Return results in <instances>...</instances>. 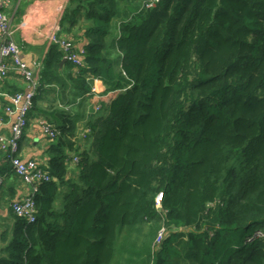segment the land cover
Listing matches in <instances>:
<instances>
[{
    "label": "trees",
    "instance_id": "trees-1",
    "mask_svg": "<svg viewBox=\"0 0 264 264\" xmlns=\"http://www.w3.org/2000/svg\"><path fill=\"white\" fill-rule=\"evenodd\" d=\"M59 30L86 38L83 64L64 79L56 45L43 60L29 114L58 134L50 180L30 186L35 222L7 206L0 264H264V231L245 237L264 225V0H69ZM93 79L100 107L67 142L72 113L39 101L80 104ZM0 175L18 198L1 150Z\"/></svg>",
    "mask_w": 264,
    "mask_h": 264
},
{
    "label": "crops",
    "instance_id": "crops-1",
    "mask_svg": "<svg viewBox=\"0 0 264 264\" xmlns=\"http://www.w3.org/2000/svg\"><path fill=\"white\" fill-rule=\"evenodd\" d=\"M69 0H12V3L8 9H6L5 15L11 23V27L14 30L13 39L16 46L20 50V59L27 66L28 69L34 71L39 66L38 75L41 73L43 67L42 63L48 53L50 45V37H54L59 34V25L63 17L64 11L68 6ZM60 34L61 31H60ZM66 35V34H62ZM82 33L78 34L77 39H74L77 49H83L86 45V38L80 37ZM111 50H103V56H110ZM38 64V65H36ZM67 69L70 71L71 65L66 62L59 68V75L65 79L68 74ZM55 87L56 92L60 90L55 84L45 85L44 88ZM104 86L101 83V90ZM28 89V84L22 78L21 74L15 69L11 63L8 64V71L6 78L0 83V133L8 135L10 131V119L5 113V108L10 104V97L16 93H22ZM106 95L104 100L109 99L112 93H103ZM77 93L70 94L65 101H61L59 98L52 102L53 95L49 97L48 92L39 101V105L43 108L64 109L70 111L74 116L71 125H67L65 128V135L68 137H74L76 142L83 134L82 120L87 118L90 114V108L94 109L97 105V101L92 99L93 97H86L80 104H76L77 99L75 97ZM91 106L90 108L88 107ZM86 111L83 117L81 114ZM88 111V113H87ZM80 123L77 124V121ZM43 119L41 116L33 114L31 112L28 116L27 128L22 135L21 142L19 144V156L22 160H35L36 163L41 166L49 159L48 147L51 142L46 139V135L42 127ZM77 124V125H76ZM84 136V134H83ZM87 144L83 145L84 148ZM6 162V161H5ZM10 168V166H9ZM69 177H73L77 174L76 168L71 166L69 168ZM9 174V172H7ZM10 179L13 184H17L14 189L18 197L27 196L30 191V184H24L21 180L14 175L10 169ZM4 175V180H5ZM68 179V178H67ZM33 191V188L32 190ZM9 201H0V248L4 246L2 242L3 233L5 231V222L8 217ZM60 205H56L55 209H58ZM2 251L0 250V255Z\"/></svg>",
    "mask_w": 264,
    "mask_h": 264
},
{
    "label": "built area",
    "instance_id": "built-area-1",
    "mask_svg": "<svg viewBox=\"0 0 264 264\" xmlns=\"http://www.w3.org/2000/svg\"><path fill=\"white\" fill-rule=\"evenodd\" d=\"M11 3L12 0H0V82L5 79L8 71V64L11 63L28 84V89L24 93H16L13 95V100L18 103V109H16L18 116L16 122L12 126L11 134L9 136H0V150L6 154L12 170L22 177L25 183L33 185V191H35L37 182H48L50 177L46 171L38 167L33 161L28 163L21 162L19 159L18 143L22 138L21 132L26 127L25 117H27V113L31 109L32 99L39 85V66H37L34 71H31L22 60L20 62L17 57V54L20 55V50L14 42L12 35L14 30L4 12L10 7ZM49 41L50 45H56L61 50L63 58L66 61L76 66H82V56L85 52L83 49H77L71 36L57 34L54 37H50ZM7 58H11L12 61L7 60ZM100 92V81L98 79H93L91 95L94 96L93 98H99ZM5 110L7 112L12 111L10 107H6ZM42 127L45 134L54 137L55 133L45 121H42ZM74 161L76 160L74 159ZM1 180H3V177L0 175V186ZM161 200L162 194H159L155 199L157 207H160ZM11 210L15 216L22 217L29 223L35 222L36 205L33 194L13 199ZM167 235H169V232L166 231L164 227H161L155 238L154 246H159Z\"/></svg>",
    "mask_w": 264,
    "mask_h": 264
},
{
    "label": "rangeland",
    "instance_id": "rangeland-1",
    "mask_svg": "<svg viewBox=\"0 0 264 264\" xmlns=\"http://www.w3.org/2000/svg\"><path fill=\"white\" fill-rule=\"evenodd\" d=\"M26 91H27V90H26ZM26 91H24V92H26ZM24 92H22V93H24ZM92 99L95 100V98H92ZM82 100H83V99H80L79 101H82ZM6 107H10V108L12 109L11 112H7V111L5 110V113L7 114V116H8L9 119H10V131H9V134L6 135V136H9V135L11 134L12 126H13L14 123L16 122V120H17V116H18V113H17V111H16V109H18V103L15 102V101L13 100V96L10 97V104H9L8 106H6ZM88 107L90 108L91 106H89V104H88ZM98 107H100V104H99V103H97V105L94 106V112L97 111V108H98ZM87 113H88V111H87ZM91 115H92V114H90L89 116H91ZM25 120H26V127H27V124H28V118L25 117ZM85 122H86V120L82 122V127H81V130H83V134H84V135L89 131L88 129H84V128H83V125L85 124ZM78 123H80V120L77 121V124H78ZM77 124H76V125H77ZM44 133H45V132H44ZM83 134L81 135V137H83ZM45 135H46V139L49 140V142H50L51 140H55V137H56L58 134H54V137H51V136H49V135H47V134H45ZM0 136H5V135L0 133ZM65 141H67V142H68V141H75V136H74V137H68V136L65 135ZM20 142H21V139H20V141H19V143H18V150H19V144H20ZM76 144H77V142H76ZM74 151H75V149H74V147L72 146V147L70 148V150H69V153H68V155L71 157L72 164L74 163L73 165L71 164L73 167H75V161H74V159L77 160ZM19 159L21 160L22 163H28V162H31V161H32V160L24 161V160L21 159L20 156H19ZM9 166H10V163H9ZM10 169H11L12 173H13L14 175H16V177H18V178L21 180L22 183L27 184V183H25V181L23 180L22 177H20L19 175H17V174L12 170L11 166H10ZM12 202H13V199L9 201V207L12 206ZM258 230L264 231V225H261V226H259V227H256V226H255V227L250 228L247 232H245V237H249L253 232L258 231ZM258 234H259V235H262L261 232H258Z\"/></svg>",
    "mask_w": 264,
    "mask_h": 264
},
{
    "label": "bare ground",
    "instance_id": "bare-ground-1",
    "mask_svg": "<svg viewBox=\"0 0 264 264\" xmlns=\"http://www.w3.org/2000/svg\"><path fill=\"white\" fill-rule=\"evenodd\" d=\"M17 57H18V59L20 60V62H21V59H20V55L19 54H17ZM7 60H11L12 61V59L11 58H7ZM69 62V61H68ZM36 65H38V64H36ZM42 65H43V63H42ZM42 69H41V73H42ZM35 91H37V89L35 90ZM32 102H33V99H32ZM30 112V111H29ZM29 112L27 113V118H28V116H29ZM26 128L27 127H25L23 130H22V132H21V135H24V132H25V130H26ZM38 167H40L37 163H36V161H34V160H32ZM77 162V160L75 161V163ZM41 168V167H40ZM3 184V180H1V185ZM0 190H1V186H0ZM14 214V213H13ZM174 232V231H173Z\"/></svg>",
    "mask_w": 264,
    "mask_h": 264
},
{
    "label": "water",
    "instance_id": "water-1",
    "mask_svg": "<svg viewBox=\"0 0 264 264\" xmlns=\"http://www.w3.org/2000/svg\"><path fill=\"white\" fill-rule=\"evenodd\" d=\"M65 63H66V60L63 59V60L61 61L60 65L62 66V65L65 64Z\"/></svg>",
    "mask_w": 264,
    "mask_h": 264
},
{
    "label": "clouds",
    "instance_id": "clouds-1",
    "mask_svg": "<svg viewBox=\"0 0 264 264\" xmlns=\"http://www.w3.org/2000/svg\"><path fill=\"white\" fill-rule=\"evenodd\" d=\"M60 34V33H59ZM64 59V58H63ZM67 62V61H66ZM6 78V77H5ZM6 159V158H5Z\"/></svg>",
    "mask_w": 264,
    "mask_h": 264
}]
</instances>
